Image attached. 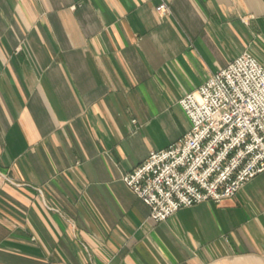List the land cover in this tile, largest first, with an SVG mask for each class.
I'll use <instances>...</instances> for the list:
<instances>
[{"label":"crops","instance_id":"1","mask_svg":"<svg viewBox=\"0 0 264 264\" xmlns=\"http://www.w3.org/2000/svg\"><path fill=\"white\" fill-rule=\"evenodd\" d=\"M245 52L264 0H0V264H264V172L161 223L123 182Z\"/></svg>","mask_w":264,"mask_h":264},{"label":"built area","instance_id":"2","mask_svg":"<svg viewBox=\"0 0 264 264\" xmlns=\"http://www.w3.org/2000/svg\"><path fill=\"white\" fill-rule=\"evenodd\" d=\"M169 13L166 3L156 8ZM191 129L123 176L156 223L231 199L264 172V66L245 52L179 101Z\"/></svg>","mask_w":264,"mask_h":264}]
</instances>
